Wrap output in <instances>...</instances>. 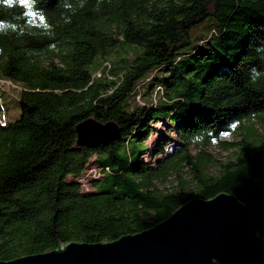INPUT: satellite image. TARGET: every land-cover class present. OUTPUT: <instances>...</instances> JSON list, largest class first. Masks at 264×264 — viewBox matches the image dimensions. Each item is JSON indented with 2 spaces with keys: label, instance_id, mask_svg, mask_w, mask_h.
<instances>
[{
  "label": "trees",
  "instance_id": "1",
  "mask_svg": "<svg viewBox=\"0 0 264 264\" xmlns=\"http://www.w3.org/2000/svg\"><path fill=\"white\" fill-rule=\"evenodd\" d=\"M130 48L131 58L108 60ZM0 79L21 89L18 118L0 126V262L57 241L112 242L220 193L264 231V130L220 141L236 124L264 121V0H0ZM142 87L151 96L140 103ZM87 119L115 123L116 140L77 147ZM158 119L175 126L177 148L164 155L160 140L151 166L144 143ZM212 141L240 152L217 175L203 173L215 158L189 150ZM94 155L102 177L82 193ZM182 172L192 187H160Z\"/></svg>",
  "mask_w": 264,
  "mask_h": 264
},
{
  "label": "water",
  "instance_id": "2",
  "mask_svg": "<svg viewBox=\"0 0 264 264\" xmlns=\"http://www.w3.org/2000/svg\"><path fill=\"white\" fill-rule=\"evenodd\" d=\"M113 122L76 125V146H107L118 136ZM0 264H264V231L235 195L220 193L181 205L158 225L112 242L60 244L49 252Z\"/></svg>",
  "mask_w": 264,
  "mask_h": 264
},
{
  "label": "rangeland",
  "instance_id": "3",
  "mask_svg": "<svg viewBox=\"0 0 264 264\" xmlns=\"http://www.w3.org/2000/svg\"><path fill=\"white\" fill-rule=\"evenodd\" d=\"M208 22L209 20H206L205 22L199 24L198 26L194 27V36H198L205 32L208 28ZM110 59L112 62L115 60H120L121 58H131L133 56V49H126L124 52L123 50L120 51L118 49L114 50L113 53L110 55ZM101 63L100 58H96L94 60V63L90 66L91 71H95L97 67H99ZM140 93V99L136 98L137 100H140V103L149 101L150 99V94L148 97V94H146V90L143 89ZM157 90V89H156ZM1 91L4 93H1L2 97V105L4 108V113L6 116L7 121L13 122L16 118H18L20 109L16 101V97H18V92L21 91L20 87L14 84H4L1 86ZM153 91V90H152ZM151 91V92H152ZM145 92V93H144ZM153 94V93H152ZM147 95V96H146ZM145 98V99H144ZM133 102V101H132ZM171 127L166 121L164 120H155L151 124L150 132L147 137V140L145 141L144 145L147 146V152L146 154L142 157V160L145 163L150 164L153 166L156 161L160 160L163 158L161 155L159 156H154L153 151L154 149L159 145L160 140L167 141L168 144L166 145L164 149V155L166 154H171L176 148H177V137L175 134V126L171 128L169 131V128ZM248 129H253L257 133H261L264 130V121L260 119H253L251 121H244L240 126L236 124L233 126L232 131L225 133L221 137V142L224 144H229V143H240ZM205 151L206 154L212 156L213 158L216 159L215 164H209L203 167V173L208 174V175H217L220 166L227 163L234 161L235 158L240 154L239 152V147H226L225 145H220L216 143L215 141H212L209 143L205 148H203L201 145L195 146L191 145L189 150L192 155H195L198 151L202 150ZM96 158L97 155H94L87 164L86 171L82 173L80 176V185H81V192L82 193H87V192H94L93 187L91 186V183L95 181L96 179H101L102 174H96L92 172L94 168L97 167L96 164ZM185 171V170H184ZM95 176V177H94ZM97 176V177H96ZM93 178H95L93 180ZM76 178L68 177L67 181H76ZM189 176L185 174V172H182L180 176L173 175L170 178H168V182L160 186L161 188H165L168 191H175L176 189L179 188L180 183L184 185V189H188L189 187H192L193 183H189ZM187 185V187H185ZM181 188V187H180Z\"/></svg>",
  "mask_w": 264,
  "mask_h": 264
},
{
  "label": "built area",
  "instance_id": "4",
  "mask_svg": "<svg viewBox=\"0 0 264 264\" xmlns=\"http://www.w3.org/2000/svg\"><path fill=\"white\" fill-rule=\"evenodd\" d=\"M4 84H9L10 85V84H13V83H11L10 81H5V80L0 79V88ZM6 122L7 121H6V118H5V114L3 112H0V126H4L6 124ZM105 170L107 171L108 169L105 168ZM92 172L96 173L97 175L98 174H102V171L100 169H93ZM93 179H95V178H93Z\"/></svg>",
  "mask_w": 264,
  "mask_h": 264
},
{
  "label": "crops",
  "instance_id": "5",
  "mask_svg": "<svg viewBox=\"0 0 264 264\" xmlns=\"http://www.w3.org/2000/svg\"><path fill=\"white\" fill-rule=\"evenodd\" d=\"M6 117V116H5Z\"/></svg>",
  "mask_w": 264,
  "mask_h": 264
}]
</instances>
